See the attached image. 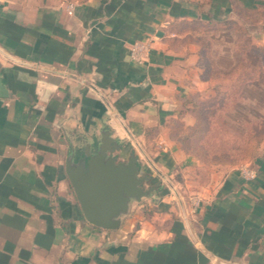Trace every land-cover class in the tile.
Here are the masks:
<instances>
[{"label": "crops", "instance_id": "obj_1", "mask_svg": "<svg viewBox=\"0 0 264 264\" xmlns=\"http://www.w3.org/2000/svg\"><path fill=\"white\" fill-rule=\"evenodd\" d=\"M236 4L258 5L0 1V264H264V145L253 178L217 169L204 183L171 133L194 124L187 99L209 95L179 23L228 19ZM105 130L154 187L118 229L85 219L68 173Z\"/></svg>", "mask_w": 264, "mask_h": 264}, {"label": "rangeland", "instance_id": "obj_2", "mask_svg": "<svg viewBox=\"0 0 264 264\" xmlns=\"http://www.w3.org/2000/svg\"><path fill=\"white\" fill-rule=\"evenodd\" d=\"M256 4L258 5L254 11H237L230 17L237 26L227 23L211 32L199 23H182L178 25V28L185 31L188 39L194 41L210 40V34L217 37L223 33V36L217 37V42L214 39L209 41L211 49L208 54L216 70L226 71L228 68L226 69L224 65L216 61V58L222 62L232 56L236 63L252 45H264V0H256ZM214 44L217 45L214 46ZM262 82L263 80L259 82L257 79H252L243 83L244 87L239 84L234 91L244 90L242 91L244 93L241 92L240 95L238 93L233 99L223 100L214 105L217 107L216 110L219 109L215 116L206 112L201 113V116L211 117L213 127L208 129L202 137L192 138L194 142L201 140L202 143H206L210 149L208 154H201L198 150L199 153L196 152V156L191 154L198 163L195 171L198 181L202 180L205 183L214 171L219 172L217 169L223 173L229 169L240 170L242 167H249L260 151V147H263L264 137L257 144L259 138L264 136V82ZM208 85L209 95L203 100L213 99L218 93L214 83L209 82ZM193 99L202 100L198 97ZM212 105L208 104V107ZM192 117L195 123L197 117L193 114ZM215 117L218 120L217 127ZM182 123V130H184L187 125L185 121Z\"/></svg>", "mask_w": 264, "mask_h": 264}, {"label": "water", "instance_id": "obj_3", "mask_svg": "<svg viewBox=\"0 0 264 264\" xmlns=\"http://www.w3.org/2000/svg\"><path fill=\"white\" fill-rule=\"evenodd\" d=\"M117 144L104 131L94 153L70 161L69 177L85 219L104 229H118L134 202L151 195L148 175L142 174L137 157L126 161L114 155Z\"/></svg>", "mask_w": 264, "mask_h": 264}, {"label": "trees", "instance_id": "obj_4", "mask_svg": "<svg viewBox=\"0 0 264 264\" xmlns=\"http://www.w3.org/2000/svg\"><path fill=\"white\" fill-rule=\"evenodd\" d=\"M236 12L237 11H246L251 12L254 11V9H246L242 7L241 5L236 4ZM182 23H199L201 25H204L203 27H207L206 30H210V32L214 29H218L224 24L232 23L237 26L235 21L233 19H224L221 21H215V22H202V21H185ZM181 29V28H180ZM263 29H264V23H263ZM182 30V29H181ZM184 31V30H182ZM215 36L213 34H210V40H213ZM209 39L205 41L198 40L196 41L199 45V55L201 58V63L204 66V76L205 78L210 82L214 83L215 88L217 89L218 93L216 97L210 100H200L196 101L192 97V99H187L186 105L190 104L192 105L189 107V110L191 114L195 115L197 117V120L192 125H187L184 130H182L183 123L179 119H176L171 124V133L172 135L181 142V145L183 146L184 150L187 153L193 154L196 156L197 150L204 154H208L209 147L206 143H202L201 140H197V142H194L192 138L194 137H202L205 135V133L208 131V129H211L213 127V123L211 122V117L207 116H201V113H209L210 115L215 116V114L218 112L216 110L217 107H214V105H217V103L222 102L223 100H231L236 95H240L241 92L234 91V88H237L239 84L243 83L245 84L248 80L257 79L259 82L263 80L264 82V46L260 45H252L251 48L247 50V52L238 59V62H236L229 70L226 71H218L214 67V65L211 62V59L209 58V51L211 49V43ZM262 82V83H263ZM230 89V91H228ZM244 93V92H242ZM208 104H213L212 107H208ZM205 107H208L206 110H204ZM216 110V111H215ZM216 118V117H215ZM218 120L215 119V126L217 127ZM221 124V123H220ZM182 130V131H179ZM264 136H261L259 140L257 141V144L260 143L261 139ZM208 148V149H207ZM207 152V153H206ZM199 153V152H197Z\"/></svg>", "mask_w": 264, "mask_h": 264}, {"label": "built area", "instance_id": "obj_5", "mask_svg": "<svg viewBox=\"0 0 264 264\" xmlns=\"http://www.w3.org/2000/svg\"><path fill=\"white\" fill-rule=\"evenodd\" d=\"M0 1H2V0H0ZM143 49H144L143 46L135 45L132 48V56L135 59H140ZM240 172L246 178H253L255 176V171L252 168H250V167H242L240 169Z\"/></svg>", "mask_w": 264, "mask_h": 264}]
</instances>
